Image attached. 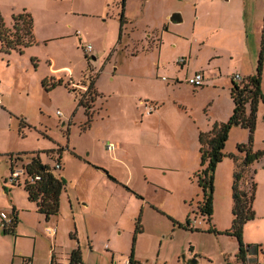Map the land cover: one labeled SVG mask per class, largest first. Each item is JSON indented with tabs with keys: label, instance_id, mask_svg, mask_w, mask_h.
<instances>
[{
	"label": "rangeland",
	"instance_id": "374dc122",
	"mask_svg": "<svg viewBox=\"0 0 264 264\" xmlns=\"http://www.w3.org/2000/svg\"><path fill=\"white\" fill-rule=\"evenodd\" d=\"M120 1L0 0L4 25L12 29L14 17L26 13L33 33L31 45L0 50V202L3 188H14L5 181L10 157L20 167L38 154L65 181L58 214L49 221L23 188L15 190L17 229L0 230V264H51V258L69 264L72 234L80 239L84 264H124L138 220L133 246L143 264H237L236 239L213 231L231 226L234 173L245 155L238 145L264 150V0H242L240 32L213 23L237 0H125L129 25L116 45ZM174 13L182 21L166 29ZM261 49L263 99L255 128L251 136L240 126L229 130L214 170L208 221L197 212L198 135L228 119L231 77L253 74ZM180 57L185 65L176 64ZM196 70L207 73L208 82L193 88L185 77ZM44 78L63 83L46 90ZM90 79L86 124L79 101ZM146 106L154 111L146 114ZM251 180L255 217L244 225V238L252 242L244 244L259 246L264 264V156L244 168L240 187L248 190Z\"/></svg>",
	"mask_w": 264,
	"mask_h": 264
},
{
	"label": "trees",
	"instance_id": "16d2710c",
	"mask_svg": "<svg viewBox=\"0 0 264 264\" xmlns=\"http://www.w3.org/2000/svg\"><path fill=\"white\" fill-rule=\"evenodd\" d=\"M120 11V29L124 24V6L125 0H121ZM27 38V39H26ZM32 35V20L26 13H22L14 17V24L11 28L4 25L0 18V50L8 51L17 49L20 46L31 45ZM20 49V48H19ZM262 71V49L259 52L258 65L256 71L249 76L242 78L241 82H235L231 79L230 97L233 102V108L230 116L225 122H214L208 131H201L198 135L200 165L203 167L196 173L197 184L202 190V200L198 202L197 212L201 216H206L209 221L213 213V175L218 162L224 156L223 148L228 138L229 130L232 126H240L247 128L250 131V136L255 128L256 110L258 103L263 99L261 93V73ZM63 83L62 79L52 80L47 82L46 78L42 80V85L46 90L54 88ZM93 80L90 79L86 91L82 94L79 104L86 108L88 117L86 124L91 119L88 101L92 100L93 95ZM88 96V97H87ZM248 106V111H247ZM238 150L245 153L240 167L234 173V181L232 185V221L229 229L223 232L228 236L236 239L238 249L235 254L237 261H244L245 248L249 247L242 240L243 226L255 217L253 202L255 198L256 183L251 180L248 190L240 187V183L244 177V168L249 167L254 161L259 160L264 156V150L253 151L251 146L239 144ZM11 159V157H10ZM27 173L34 177L38 175L39 179L33 182L24 181L23 188L27 192V198L31 202H35L37 211L44 215L45 220L51 216H55L59 211V198L62 189L65 186V181L54 175L51 168L42 163L39 155L35 154L30 161L25 165ZM99 168V167H97ZM12 163H10V170ZM18 184L19 183H15ZM8 192L7 188H4ZM18 220L14 216L13 224L5 233H14ZM188 227V225H187ZM208 231H211L210 229ZM138 232H141L139 220L136 223L133 245ZM128 255V264H138L134 259V246ZM80 252L79 248L71 251L69 264L79 263Z\"/></svg>",
	"mask_w": 264,
	"mask_h": 264
},
{
	"label": "crops",
	"instance_id": "0c3cea01",
	"mask_svg": "<svg viewBox=\"0 0 264 264\" xmlns=\"http://www.w3.org/2000/svg\"><path fill=\"white\" fill-rule=\"evenodd\" d=\"M216 1H218V0H216ZM226 1H228L229 3H234L233 2V0H226ZM124 11V10H123ZM243 11H244V2L242 1V0H237L236 2H235V4H234V7L233 8H230V9H228V10H226V11H224V14H223V16H221V18L222 19H218L217 18V20H215L213 23H214V26H217V22H218V25H220V26H223V27H227L228 25H234L235 26V28H236V31H241L242 30V28H244L243 27ZM124 15V14H123ZM170 17L171 16H167V20H168V22L166 23V25L163 23V25H165V28L166 29H168V28H170V23L172 22H175V21H170ZM181 17V16H180ZM124 24L122 25V29H120V27H119V31H120V33H113V35H112V40L113 39H115V37H116V45L118 44V42L117 41H120V39H122V37H123V34H124V32L126 31V25H129V24H127V21H126V19H125V15H124ZM182 21V20H181ZM175 23H177V22H175ZM125 25V26H124ZM8 27H10V26H8ZM123 28L125 29L124 31H123ZM214 29H220V28H213V30ZM32 35H33V33H32ZM77 35H79L78 33H77ZM81 43H82V39L81 38H79L78 39ZM116 45L111 49V51H110V55H111V53L115 50V48H116ZM118 47V46H117ZM161 47V41H160V43H159V45L156 47V48H160ZM85 55H87V54H85ZM213 57H215V56H212V58ZM176 64H178L177 62H176ZM186 63H184L183 65H185ZM182 66V65H181ZM196 72H202L203 73V77H204V82H203V84H206L208 81H207V79H206V77H208V74L207 73H205L203 70H196V71H194L193 73H191V74H186V77H185V80H186V78L187 77H189V76H192L194 73H196ZM249 75H252V74H248L247 76H249ZM62 79V78H61ZM63 80V79H62ZM1 89V88H0ZM1 92H2V90H1ZM152 113V112H151ZM147 114V113H146ZM150 114V113H149ZM10 163H12V166L14 165L13 164V160L12 159H10L9 160V166H8V171L10 170ZM10 172V171H9ZM23 182H20L19 183V185L18 184H13V186H14V188H7L8 189V192L6 193L5 192V190H4V188H3V190H2V192H3V194H4V196H5V193H6V198H7V196H8V198L6 199L4 196V198H3V202H5L4 204L2 203V202H0V210H5V211H7V212H12L13 214H14V216H16L17 217V220H18V215H19V206L17 205V202H16V200H15V196L14 195H16L18 192H16L15 190L16 189H18V188H23V184H22ZM3 185V184H2ZM23 190H24V188H23ZM24 193H25V195H26V197H27V192L24 190ZM7 200V201H6ZM27 200H28V198H27ZM29 201V200H28ZM31 202V201H30ZM32 203H35V202H32ZM36 208V207H35ZM37 209V208H36ZM52 217V216H51ZM50 220V218L48 219V221ZM247 223V222H246ZM245 223V224H246ZM18 224V223H17ZM244 224V225H245ZM189 225L190 226H193L194 228H196L197 227V225L194 223V221H191L190 223H189ZM243 228H244V226H243ZM16 229H17V226H16V228H15V231H16ZM2 232H4V231H1V234H2ZM5 233V232H4ZM3 233V234H4ZM72 236H73V238H75V240H76V244H72V246H69V251H70V253H71V251L72 250H74V249H76V248H79V252H80V245H79V243H80V239L78 238V236H77V234H72ZM53 237V236H52ZM87 237V236H86ZM85 237V240L87 241V238ZM242 239H243V242L244 243H252V242H248L245 238H244V232H243V234H242ZM161 243V242H160ZM91 246V245H90ZM106 248L107 249H109V247L108 246H106ZM184 248L186 249L187 248V246H184ZM189 250H192V247L191 248H188ZM237 249H238V246H237ZM250 251L248 252L249 253V258H248V260H249V262H248V264H255V263H263V262H261L260 261V253L262 252V250H260V248H259V246H257V245H253V246H251L250 247ZM153 252H155V250L153 251ZM236 252H237V250H236ZM236 252H235V254H236ZM53 252H52V256H53ZM161 254V249L158 251V256ZM111 260H114V254L112 253L111 254ZM52 260H51V264H53V258H51ZM134 259L138 262V264H143V262H142V260H141V256L136 252V250L134 251ZM183 259H184V256H183ZM31 260V259H30ZM79 263H83L84 264V262H83V259H82V254L80 253V258H79ZM128 261V256H127V259L125 260V262H124V264L126 263ZM235 261H236V263L237 264H240L239 262L240 261H237L236 260V258H235ZM242 262V261H241ZM31 263H32V260H31ZM111 264H119V263H117V261H113V262H111ZM150 264V263H149ZM152 264V263H151Z\"/></svg>",
	"mask_w": 264,
	"mask_h": 264
},
{
	"label": "built area",
	"instance_id": "2783aa9c",
	"mask_svg": "<svg viewBox=\"0 0 264 264\" xmlns=\"http://www.w3.org/2000/svg\"><path fill=\"white\" fill-rule=\"evenodd\" d=\"M91 46H87L86 50L90 51ZM177 63L183 65L186 60L184 57H180L179 59H177L176 61ZM232 80H234L235 82H241L242 78L240 77L239 74H234L231 77ZM186 83L189 84L191 87L193 88H197L203 85L204 82V77H203V73L202 72H196L194 73L192 76H189L186 78ZM0 95H1V89H0ZM0 104H1V98H0ZM146 113L149 114L152 111H154L153 107H145ZM60 113V112H58ZM114 145L113 144H109L107 145V149L108 150H113ZM14 163V160H13ZM26 164H22V166L18 167L16 166H12V169L9 173V176L6 178L5 181L8 182V184H15V183H20V182H24V181H28V182H33L34 180H38L39 176L38 175H34V177L30 176L25 168ZM56 169H60L61 168V164L59 162H56L55 166ZM14 221V214L12 212H7L5 210H0V230L1 231H5L7 229L10 228V226L13 224ZM45 233L52 237L55 235V229L54 228H49V227H45L44 228ZM250 247L245 248V252H244V261L239 262L240 264H248L249 260V251H250ZM24 264H32L30 259H26ZM76 264H82V263H76ZM128 264V261L125 263ZM255 264H263V263H255Z\"/></svg>",
	"mask_w": 264,
	"mask_h": 264
},
{
	"label": "water",
	"instance_id": "95a60500",
	"mask_svg": "<svg viewBox=\"0 0 264 264\" xmlns=\"http://www.w3.org/2000/svg\"><path fill=\"white\" fill-rule=\"evenodd\" d=\"M181 20L182 19H181L180 15L178 13H174L170 17V21L181 22ZM3 233L4 232H2V234ZM182 258H183V256H182ZM195 263H196V260L195 259H192L191 262H190V264H195Z\"/></svg>",
	"mask_w": 264,
	"mask_h": 264
}]
</instances>
